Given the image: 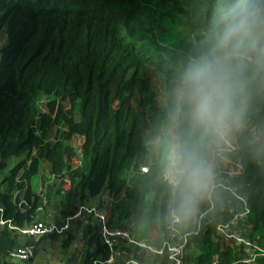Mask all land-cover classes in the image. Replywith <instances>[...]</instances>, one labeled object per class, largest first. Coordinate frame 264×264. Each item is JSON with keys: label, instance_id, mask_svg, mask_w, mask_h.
<instances>
[{"label": "trees", "instance_id": "trees-1", "mask_svg": "<svg viewBox=\"0 0 264 264\" xmlns=\"http://www.w3.org/2000/svg\"><path fill=\"white\" fill-rule=\"evenodd\" d=\"M227 3L0 0V264L42 239L24 243L9 226L48 224L55 208L60 220L80 212L77 264L110 256L103 225L129 237L118 240L116 258L138 264L153 256L173 264L167 251L139 246L151 230L163 245L186 240L184 252L197 253L190 264H264V90L233 135L235 147L210 150L214 189L180 223L148 143L167 123L174 85L206 48ZM152 72L162 80L161 98ZM71 240L66 234L63 252ZM73 260L74 253L65 264Z\"/></svg>", "mask_w": 264, "mask_h": 264}, {"label": "clouds", "instance_id": "clouds-1", "mask_svg": "<svg viewBox=\"0 0 264 264\" xmlns=\"http://www.w3.org/2000/svg\"><path fill=\"white\" fill-rule=\"evenodd\" d=\"M258 90H264V0H229L206 48L176 81L167 123L154 141L153 162L171 190L176 223L210 197L209 152L245 126Z\"/></svg>", "mask_w": 264, "mask_h": 264}, {"label": "rangeland", "instance_id": "rangeland-1", "mask_svg": "<svg viewBox=\"0 0 264 264\" xmlns=\"http://www.w3.org/2000/svg\"><path fill=\"white\" fill-rule=\"evenodd\" d=\"M3 31L0 30V47L4 44L5 42V38L3 36ZM150 78L152 80V84L153 87L158 95L159 98H161L163 96V85H162V80L159 76H157L156 74H154L153 72L150 74ZM39 108L41 111H45V107L43 105V100L39 101ZM156 138H152L149 137L148 138V143H149V147L151 149V152H155V148H154V141ZM83 140L78 137L75 136L72 138L71 140V145L76 149L79 150L81 147ZM217 149H222V148H227V149H233L235 147V141L233 136L229 137L228 139L221 141L219 143V146H215ZM227 167V166H226ZM48 170V168L43 169L42 168V172H44L45 170ZM1 176V175H0ZM41 174L39 173L40 177ZM215 180V178H214ZM32 185L33 187L36 188V190L38 191H43V189L40 187L39 185V180L38 178H34L32 180ZM81 220V216H76V218H74L73 220H71L70 222L67 221V219H59V216L57 215V209H50L49 210V215L47 217V222L48 224H54V225H58V223H60L61 228H63L65 225L66 226V230H65V235L63 236H59V238H53V237H47V238H43L40 239L39 242H37L33 248V252H32V257L30 259L29 262H22V263H17V262H13L10 261V264H65L66 259L72 255L74 253V260H73V264H77L79 259H80V250L82 247V242L80 239L79 234H77V223L78 221ZM59 226V225H58ZM72 234L73 240H71L70 244H69V248L67 249L66 252H63V250H61L60 248V243L63 241V239L66 237V234ZM150 239L148 244L146 245L147 247H150L151 249H159L163 246V243L161 242V238L160 236L153 232L152 230L150 231ZM24 240V243L28 242L29 240L26 239H22ZM140 241V240H138ZM22 242V241H21ZM142 242V241H140ZM145 246V247H146ZM145 247H142L141 249H146ZM78 252V253H76ZM152 253V252H150ZM197 253H195V251L192 250H188L186 252H184L183 254V259H182V264H190V262L192 261V259L195 257ZM146 256V255H145ZM128 260V258L124 257V258H116L114 259V262L112 264H123L124 261ZM155 257H147L146 259V264H155Z\"/></svg>", "mask_w": 264, "mask_h": 264}, {"label": "built area", "instance_id": "built-area-1", "mask_svg": "<svg viewBox=\"0 0 264 264\" xmlns=\"http://www.w3.org/2000/svg\"><path fill=\"white\" fill-rule=\"evenodd\" d=\"M76 216L77 217L80 216V212H77L73 217H68L67 221L70 222L71 220L76 218ZM95 216L102 223H104V216L102 213L95 214ZM0 224L3 225L4 222L1 221ZM66 226L67 225L61 228L54 224L39 223L23 229L9 226V229L15 231L20 239L38 240L42 237L51 236L53 234L61 235L67 229ZM101 233H102L103 242L109 248L111 254L105 261L96 260L93 264H112L114 262V259L120 256V253L116 251L118 240L119 239L129 240V237L124 232L108 230L105 225L102 226ZM178 239L179 241H177L174 245H163L161 248L156 250L151 249L150 247H145L144 244H139V246L145 247L149 251L156 253L158 255L163 254V252L167 251L169 261H171L173 264H182L184 245L186 243V240L184 239L181 240V238ZM32 255H33L32 248L21 246L20 248L14 249L10 252V259L12 261L26 262L32 257ZM123 264H138V263L133 260H126Z\"/></svg>", "mask_w": 264, "mask_h": 264}, {"label": "crops", "instance_id": "crops-1", "mask_svg": "<svg viewBox=\"0 0 264 264\" xmlns=\"http://www.w3.org/2000/svg\"><path fill=\"white\" fill-rule=\"evenodd\" d=\"M150 236V235H149ZM155 264H158V262L157 263H155Z\"/></svg>", "mask_w": 264, "mask_h": 264}]
</instances>
